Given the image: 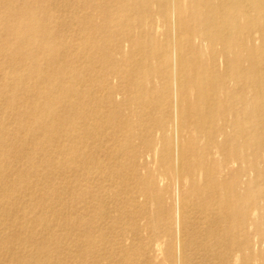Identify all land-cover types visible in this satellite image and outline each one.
Here are the masks:
<instances>
[{"label": "bare ground", "instance_id": "6f19581e", "mask_svg": "<svg viewBox=\"0 0 264 264\" xmlns=\"http://www.w3.org/2000/svg\"><path fill=\"white\" fill-rule=\"evenodd\" d=\"M0 2V264H264V0Z\"/></svg>", "mask_w": 264, "mask_h": 264}, {"label": "rangeland", "instance_id": "374dc122", "mask_svg": "<svg viewBox=\"0 0 264 264\" xmlns=\"http://www.w3.org/2000/svg\"><path fill=\"white\" fill-rule=\"evenodd\" d=\"M1 3L2 2H0V7L3 6V5H1ZM16 6H18V4H16ZM59 22H60V20H59ZM0 28H1V26H0ZM12 89H13V87H11V81L6 79V78H3L2 74L0 73V144L5 145L4 147L6 148V150L10 149V147L12 145L9 143L10 138L12 136H14V137L18 136L19 137L17 131L15 130L14 124L17 122V118L20 119V117H17L16 115L19 113H21V114L24 113V109H25V106L22 103H18L17 101H15V102L12 101L13 103L11 102V100H13L12 96L14 95L13 94L14 92ZM9 95H11V96H9ZM5 98H7V99H5ZM6 100L8 101V103ZM2 107H4V109ZM12 133H14V134H12ZM18 156L22 157L23 154L16 155L17 159L19 158ZM12 161L13 160L8 161V160L0 158V190L2 189L3 186L5 189L8 188V186H6V182L4 183V179L10 178L11 177L10 174L14 175L13 177H18V174H16V172H17L19 167L21 168L22 164H19L18 168H14L13 170H11L13 167H17V162H15V164L13 165V164H11ZM9 165H12V168H8ZM23 165H22V167H23ZM29 172L30 171H27L28 175H29ZM26 182H29V178H27ZM21 185H22V187H20ZM21 185H19L14 190L15 191L14 194L13 193L4 194V192L1 190L0 195H1V193H3V196L1 195L3 197V199H0V201H1L0 205L1 206H7L9 208L14 203V201H17V200L20 201V198L21 199L22 198L28 199L27 194L30 193L31 191L27 189L28 187L25 186V184L22 183ZM43 185L45 188L46 184L44 183ZM19 187H20V192L17 193V191H18L17 189H19ZM6 190H8V189H6ZM0 217H1L0 218V223H1L3 221V219H5V217L2 215H0ZM0 227H2L1 224H0Z\"/></svg>", "mask_w": 264, "mask_h": 264}]
</instances>
